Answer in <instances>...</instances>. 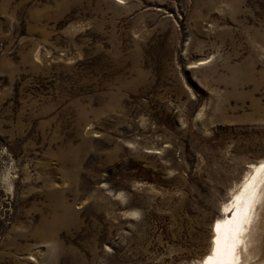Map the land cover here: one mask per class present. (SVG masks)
<instances>
[{
    "label": "rangeland",
    "instance_id": "374dc122",
    "mask_svg": "<svg viewBox=\"0 0 264 264\" xmlns=\"http://www.w3.org/2000/svg\"><path fill=\"white\" fill-rule=\"evenodd\" d=\"M260 163L264 0H0V264H198Z\"/></svg>",
    "mask_w": 264,
    "mask_h": 264
},
{
    "label": "bare ground",
    "instance_id": "6f19581e",
    "mask_svg": "<svg viewBox=\"0 0 264 264\" xmlns=\"http://www.w3.org/2000/svg\"><path fill=\"white\" fill-rule=\"evenodd\" d=\"M253 168V167H252ZM242 182L232 201L221 211V217L212 225L209 253L198 264H244L248 248L255 236L256 197L264 180V163L254 166ZM264 183L261 184V187ZM263 194V192H262ZM258 262V261H257Z\"/></svg>",
    "mask_w": 264,
    "mask_h": 264
}]
</instances>
